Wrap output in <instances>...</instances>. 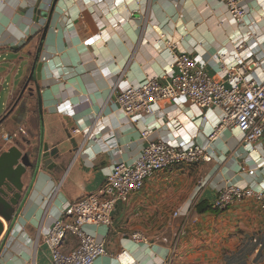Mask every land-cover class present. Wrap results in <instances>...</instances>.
I'll use <instances>...</instances> for the list:
<instances>
[{
	"label": "crops",
	"instance_id": "crops-1",
	"mask_svg": "<svg viewBox=\"0 0 264 264\" xmlns=\"http://www.w3.org/2000/svg\"><path fill=\"white\" fill-rule=\"evenodd\" d=\"M36 1L0 0V118L6 115L0 152L15 141L26 149L43 142L60 156L27 178L17 217L7 223L0 216V264H49L43 234L62 204L96 191L114 163L138 158L142 130L151 129L153 140L205 145L219 122L217 109L162 102L134 123L115 103L114 85L123 89L170 72L174 52L202 57L219 77L218 54L248 31L264 58V0H240L248 24L234 20L219 0H59L50 22L35 19ZM37 56L41 79L20 94ZM212 145L210 161L147 179L116 205L110 226L86 225L108 252L93 264H264L259 202L213 207L229 182L264 190V140L246 149L238 132L225 128ZM135 232L145 239L133 240ZM76 246L68 235L62 250Z\"/></svg>",
	"mask_w": 264,
	"mask_h": 264
},
{
	"label": "built area",
	"instance_id": "built-area-1",
	"mask_svg": "<svg viewBox=\"0 0 264 264\" xmlns=\"http://www.w3.org/2000/svg\"><path fill=\"white\" fill-rule=\"evenodd\" d=\"M219 1L234 20L249 23V13L240 0ZM231 43L230 52L218 54L223 70L219 77L209 74L207 62L202 57L190 52H174L170 72L123 89L116 85L112 87L118 108L134 123L157 112L162 102L190 103L203 109H217L220 119L207 134L205 145L153 140L150 138L151 129L142 130L145 145L138 158L114 163L96 191L62 204L59 215L43 234V241L50 252L49 264H93L99 256L106 255V242L96 240L85 231V226H110L116 205L127 202L130 194L140 190L156 173L210 161L213 158L212 143L219 131L225 128L236 130L241 145L246 149H252L264 140V58L256 55L257 43L253 42L249 31ZM167 46L175 49L176 42H167ZM260 164L264 167V149ZM248 173L253 175L255 170H248ZM245 198L257 200L264 217V190L249 185L229 182L219 190L213 207L223 210ZM174 215L177 216V212ZM68 235L77 239V246L64 252L62 244ZM131 237L133 240L145 239L139 232Z\"/></svg>",
	"mask_w": 264,
	"mask_h": 264
},
{
	"label": "water",
	"instance_id": "water-1",
	"mask_svg": "<svg viewBox=\"0 0 264 264\" xmlns=\"http://www.w3.org/2000/svg\"><path fill=\"white\" fill-rule=\"evenodd\" d=\"M58 2L59 0H51L50 3H46L45 0H37L34 11L35 19L42 17L50 22L55 16ZM37 58L38 56L34 59L31 72L20 94H23L26 89L32 92V88H27V85L41 79V62ZM5 116L0 118V124L4 123ZM73 129L71 127V131ZM71 135L69 131L67 136L71 138ZM71 142L74 150L77 149L76 139L72 138ZM59 156L56 149L44 150L43 142H39L35 148L26 149L22 148L18 141H15L7 150L0 152V216L7 223L17 217L25 203L28 192L25 184L27 178L32 179L41 165L47 167L48 163L58 159ZM2 230L3 224L0 222V234Z\"/></svg>",
	"mask_w": 264,
	"mask_h": 264
},
{
	"label": "rangeland",
	"instance_id": "rangeland-1",
	"mask_svg": "<svg viewBox=\"0 0 264 264\" xmlns=\"http://www.w3.org/2000/svg\"><path fill=\"white\" fill-rule=\"evenodd\" d=\"M3 111V109L0 107V113Z\"/></svg>",
	"mask_w": 264,
	"mask_h": 264
}]
</instances>
